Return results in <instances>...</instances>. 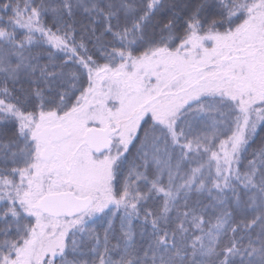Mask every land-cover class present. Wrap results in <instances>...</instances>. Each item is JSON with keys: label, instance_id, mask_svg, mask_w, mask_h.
<instances>
[{"label": "snow or ice", "instance_id": "obj_1", "mask_svg": "<svg viewBox=\"0 0 264 264\" xmlns=\"http://www.w3.org/2000/svg\"><path fill=\"white\" fill-rule=\"evenodd\" d=\"M0 264H264V0H0Z\"/></svg>", "mask_w": 264, "mask_h": 264}]
</instances>
